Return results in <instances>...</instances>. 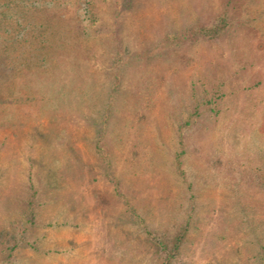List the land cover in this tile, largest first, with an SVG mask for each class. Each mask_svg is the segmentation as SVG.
Returning a JSON list of instances; mask_svg holds the SVG:
<instances>
[{
    "label": "rangeland",
    "instance_id": "rangeland-1",
    "mask_svg": "<svg viewBox=\"0 0 264 264\" xmlns=\"http://www.w3.org/2000/svg\"><path fill=\"white\" fill-rule=\"evenodd\" d=\"M125 2L0 0V264H264V0Z\"/></svg>",
    "mask_w": 264,
    "mask_h": 264
},
{
    "label": "trees",
    "instance_id": "trees-1",
    "mask_svg": "<svg viewBox=\"0 0 264 264\" xmlns=\"http://www.w3.org/2000/svg\"><path fill=\"white\" fill-rule=\"evenodd\" d=\"M132 0H126V4L129 5ZM5 14H2L1 17L5 18ZM18 23L14 21V27L11 31L18 29ZM229 27L228 19L223 16L217 18L214 22L211 23H197L184 27L181 31L176 32L174 34H168L165 37V41L167 43H171L173 45L176 44H184V43H198L201 41H215L217 40ZM42 37H37L36 42L33 43L32 48L29 46L28 52L23 50H19V52H11L6 51L7 48L13 46H21L23 40L14 39L12 40L8 34H4L0 36V42L6 44L3 52L0 53V75L2 82L7 84L8 92L12 93L9 96L10 99H17V94L12 92V88L14 87V78L16 74L13 73H21L23 75L28 76H41L40 74H44L45 69L47 72V68L52 66V62L57 60L59 56H56L57 49L62 48V42H57L56 40H51L50 42H45L44 35H47V32L44 30ZM47 30V29H46ZM8 35V36H7ZM69 36V35H68ZM4 44H0L4 46ZM25 77V76H24ZM44 78H48L44 77ZM12 89V90H10ZM107 105L105 108V113L108 114L111 109V104L107 100ZM264 142H261L260 145H263ZM264 160V157H263Z\"/></svg>",
    "mask_w": 264,
    "mask_h": 264
}]
</instances>
